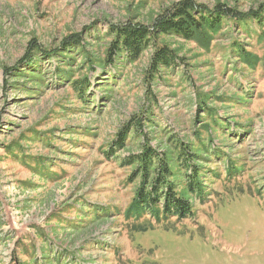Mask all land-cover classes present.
<instances>
[{"label":"rangeland","instance_id":"374dc122","mask_svg":"<svg viewBox=\"0 0 264 264\" xmlns=\"http://www.w3.org/2000/svg\"><path fill=\"white\" fill-rule=\"evenodd\" d=\"M182 1L0 0V264H264V0H191L241 15L205 44L162 37L180 60L154 78L152 49L85 61L105 57L110 28L153 29ZM72 37L79 51H58ZM171 135L197 155L177 183L198 169L194 217L136 216L121 163Z\"/></svg>","mask_w":264,"mask_h":264},{"label":"trees","instance_id":"16d2710c","mask_svg":"<svg viewBox=\"0 0 264 264\" xmlns=\"http://www.w3.org/2000/svg\"><path fill=\"white\" fill-rule=\"evenodd\" d=\"M217 8H226L223 5H218ZM263 10V9H262ZM239 14L237 12L228 13L210 11L205 7H197L191 0H184L171 8L162 20L155 24V28L150 29L148 26L141 24H129L131 26H115L110 28L109 35L114 40L109 43L106 49V55L103 59L85 61L89 63L95 62L92 66L102 65L107 62L113 64L116 59H125L128 62L137 61L147 50L152 49L153 52L150 57V73L154 78L155 74L162 69H170L179 62L178 50L171 49L169 45L158 42L165 36H174L186 41L200 40L209 42L213 34H217L225 27V18L229 15ZM241 15V14H239ZM254 17H258L255 13ZM249 18V17H248ZM260 24L264 26V18L259 20ZM79 39L72 37L71 41L67 42L63 49L64 52L71 53L73 50L79 51ZM37 48V47H35ZM76 48V49H75ZM40 50V49H39ZM76 51V52H78ZM75 52V51H74ZM81 52H84L81 50ZM61 54V53H59ZM69 56V54H67ZM85 56V53L83 54ZM69 61L74 60L69 56ZM248 58L245 61L248 62ZM35 63V62H34ZM69 66L71 63H68ZM105 65V64H103ZM102 65V66H103ZM30 77L32 82L41 81L36 71L29 73H22ZM65 77H61V80ZM67 78V77H66ZM70 78V77H68ZM109 79V78H108ZM72 86L77 91L80 98H85V80L72 81ZM205 104L204 102H202ZM132 123V124H131ZM131 129H134L132 141L136 142L137 130L135 131L134 123L131 122ZM128 132H123L119 135L117 141V148L130 149L132 144L127 145ZM139 137V136H138ZM170 146L166 152L160 154L149 142L138 141L137 153L129 152L130 155L125 157L122 161V166H129L134 169L131 176L132 182L139 180L138 187L135 191V198L132 202L133 210L131 213L136 216L151 215L156 220L164 218L170 220L176 218L183 220L185 218H193L194 211L191 205V200L185 195H191L193 192V177L198 173V169L194 168L190 176V183L185 185L186 188L177 190V183L182 176V169H188L187 163L191 158L196 157V153H189L188 146L184 143H179L171 135L168 137ZM115 152L114 149L111 153ZM193 152V151H191ZM184 161L181 163L180 160ZM185 166V167H184ZM191 167H189L190 169ZM191 170V169H190Z\"/></svg>","mask_w":264,"mask_h":264}]
</instances>
